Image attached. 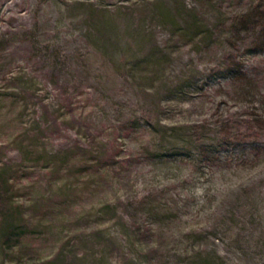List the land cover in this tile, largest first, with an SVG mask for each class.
<instances>
[{
    "label": "rangeland",
    "instance_id": "rangeland-1",
    "mask_svg": "<svg viewBox=\"0 0 264 264\" xmlns=\"http://www.w3.org/2000/svg\"><path fill=\"white\" fill-rule=\"evenodd\" d=\"M0 264H264V0H0Z\"/></svg>",
    "mask_w": 264,
    "mask_h": 264
}]
</instances>
